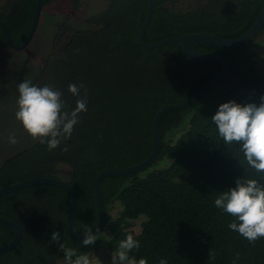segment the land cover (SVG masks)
I'll return each mask as SVG.
<instances>
[{"label": "trees", "instance_id": "trees-1", "mask_svg": "<svg viewBox=\"0 0 264 264\" xmlns=\"http://www.w3.org/2000/svg\"><path fill=\"white\" fill-rule=\"evenodd\" d=\"M37 0H7L0 9L16 44L31 27ZM57 0H44V6ZM78 10L85 0H70ZM106 7L88 16L91 29H76L68 14L58 23L53 49L42 61L37 86L62 91V99L76 106L69 84L88 88V111L74 126L69 140L48 151L36 141L1 160L0 188L35 177L67 180L78 195L76 227L94 228L99 221L94 179L103 170L122 169L144 161L153 150V122L164 106L189 98L215 77L222 65L217 60H196L183 48L168 44L146 48L138 34L145 20L147 0H104ZM154 10L146 31L149 43L170 36L208 32L225 38L243 35L260 14L264 0H153ZM264 31V25L255 37ZM254 38V39H255ZM253 40L217 50L228 60L224 79L192 106L169 111L161 119L162 148L158 159L171 157L168 167L136 174L107 176L101 181L111 234L117 246L127 235L140 243L129 255L148 264H264V238L250 244L228 228L235 218L215 206L223 191L236 186L237 178L264 182L246 162L240 145L225 144L212 122L222 103L236 101L259 105L264 96V74L258 64L264 52L250 51ZM10 48L0 26V57ZM203 51L213 52L207 47ZM233 83L227 90L218 86ZM248 90L252 93H239ZM83 94V89L81 90ZM181 133L177 138L173 134ZM67 146L68 151H61ZM70 192L53 184H35L0 197V215L17 223L20 243L0 255V264H60L63 252L51 241L53 231L61 243L90 256L102 247V231L93 245L72 238L67 224ZM119 204L120 212L109 211ZM142 219L147 238L133 234ZM15 236L0 225V247ZM211 250L214 259H209ZM105 264H112L107 262ZM119 264V262H117Z\"/></svg>", "mask_w": 264, "mask_h": 264}, {"label": "clouds", "instance_id": "clouds-1", "mask_svg": "<svg viewBox=\"0 0 264 264\" xmlns=\"http://www.w3.org/2000/svg\"><path fill=\"white\" fill-rule=\"evenodd\" d=\"M68 91L77 97L76 106L71 110L62 99V91L50 85L40 87L29 80L18 84V110L15 118L25 132L41 145H46L48 151L59 148L62 142L69 140L74 126L81 122L80 114L88 111L87 86L82 82L79 85L69 84ZM260 101L259 105L248 103L243 106L234 100L222 103L211 117L224 143L239 144L247 164L257 175L264 174V96H261ZM8 143H18L15 133L10 134ZM61 151H68V147H63ZM235 184L234 188L221 192L215 199V206L235 218L228 224L230 230L238 232L250 244H255L264 238V182L240 177ZM99 233L93 234L92 228L85 225L82 244L93 245L99 239ZM51 241L63 252L65 264H102L99 258L78 254L76 249L61 243L59 232H52ZM139 248V241L133 235H127L112 255V264H117V261L119 264H148L146 259L137 261L129 255ZM214 257L211 250L209 259ZM238 260L239 254L233 264ZM159 264H167V261L161 259Z\"/></svg>", "mask_w": 264, "mask_h": 264}, {"label": "water", "instance_id": "water-1", "mask_svg": "<svg viewBox=\"0 0 264 264\" xmlns=\"http://www.w3.org/2000/svg\"><path fill=\"white\" fill-rule=\"evenodd\" d=\"M147 4H148L147 14L138 34L139 42L142 46L146 48H156L168 44H176L183 48L185 54L188 57L196 60H217L221 63L222 68L215 77H213L212 79L208 80L203 85H201L189 98L178 103L166 105L156 113L153 122V150L144 161L126 168L106 169L98 173V175L94 179V191L98 204L99 221L96 224V226L92 228L93 234H97L98 232L101 233L106 228L109 219L108 212L105 207L104 199H103V192L101 187L102 179L107 176L136 174L138 172L145 170L150 165H152L158 159L162 148L161 119L164 116V114H166L169 111L181 110L192 106L202 96L206 95L213 87H215L218 83H220L228 73L229 63L227 58L222 53L217 52V50L237 47L253 40L259 34V32L261 31L264 25V6H263L260 14L258 15L253 25L243 35L237 38H225L208 32H193V33L178 34L167 37L160 41L149 43L146 40V31L152 19L154 2L153 0H147ZM43 7H44V0H37L31 27L21 44H16L14 42L10 30L8 29L5 22L0 18V26L3 28L5 32L10 48L20 51L25 49L29 45V43L33 39L38 29ZM199 47L211 48L214 51L213 52L203 51ZM35 184H53L63 187L70 192L71 200L68 207V218H67L68 229L73 239L82 242L84 239V235L83 233L78 232L76 227L78 195L76 189L67 180L61 178H54V177H35V178L26 179L24 181H20L12 185H8L0 188V197L8 193H11L13 191H16L18 189ZM0 225L13 230L15 233L14 238L9 243L0 247V255H2L8 252L9 250L13 249L15 246H17L20 243L23 237V232L21 227L17 223L1 215H0Z\"/></svg>", "mask_w": 264, "mask_h": 264}, {"label": "rangeland", "instance_id": "rangeland-1", "mask_svg": "<svg viewBox=\"0 0 264 264\" xmlns=\"http://www.w3.org/2000/svg\"><path fill=\"white\" fill-rule=\"evenodd\" d=\"M7 0H0V9ZM106 7L104 0H85L83 5L75 10L70 0H57L43 7L38 29L29 43L23 50H15L7 48L0 57V157L4 159L16 154L17 152L27 148L35 143L22 127V124L15 118L18 110V84L24 80H29L32 84H38L40 78L42 61L53 49V39L58 23L64 20L68 14H72L70 23L76 29H91L85 23V19L97 12L102 11ZM250 51H257L260 54L264 52V31L261 35L254 39L253 44L249 47ZM258 69L264 74V61L258 64ZM233 86V83L218 86L214 91L227 90ZM239 93H252L248 90H239ZM15 133L18 143L15 145L8 143L10 134ZM181 131L173 134V138ZM172 162L171 157H165L155 162L149 169L165 168ZM121 210L119 204L109 211L112 217H115ZM133 234L141 238H147L142 228V219L135 221L133 226ZM102 247L99 251L90 254V258L97 257L105 264L112 262V255L115 253L117 246L109 244L111 234L104 230L101 235ZM118 262V261H117ZM65 264V261H60Z\"/></svg>", "mask_w": 264, "mask_h": 264}]
</instances>
